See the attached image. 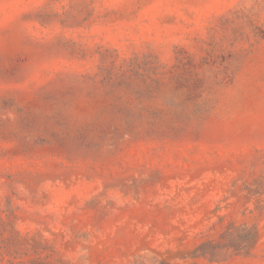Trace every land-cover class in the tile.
Here are the masks:
<instances>
[{"label":"rangeland","instance_id":"374dc122","mask_svg":"<svg viewBox=\"0 0 264 264\" xmlns=\"http://www.w3.org/2000/svg\"><path fill=\"white\" fill-rule=\"evenodd\" d=\"M0 264H264V0H0Z\"/></svg>","mask_w":264,"mask_h":264}]
</instances>
